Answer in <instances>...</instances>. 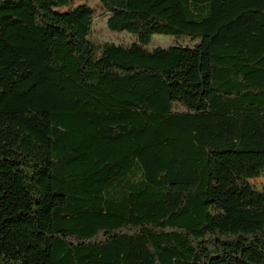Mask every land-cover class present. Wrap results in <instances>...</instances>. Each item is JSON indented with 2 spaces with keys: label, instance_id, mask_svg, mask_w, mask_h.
Returning <instances> with one entry per match:
<instances>
[{
  "label": "trees",
  "instance_id": "16d2710c",
  "mask_svg": "<svg viewBox=\"0 0 264 264\" xmlns=\"http://www.w3.org/2000/svg\"><path fill=\"white\" fill-rule=\"evenodd\" d=\"M98 2L0 0V264H264V0Z\"/></svg>",
  "mask_w": 264,
  "mask_h": 264
},
{
  "label": "rangeland",
  "instance_id": "374dc122",
  "mask_svg": "<svg viewBox=\"0 0 264 264\" xmlns=\"http://www.w3.org/2000/svg\"><path fill=\"white\" fill-rule=\"evenodd\" d=\"M90 4L93 8H96L97 20L95 24L94 34L92 39L97 44L113 43L116 45H130L137 41V37L127 32L117 33L111 32L107 26L108 17L101 14V9L98 7V0H74V7L82 4ZM101 14V15H100ZM198 40L191 38H177L173 36L156 35L153 37L149 48H170L174 46H194ZM252 186L256 191H264V178L252 181Z\"/></svg>",
  "mask_w": 264,
  "mask_h": 264
}]
</instances>
